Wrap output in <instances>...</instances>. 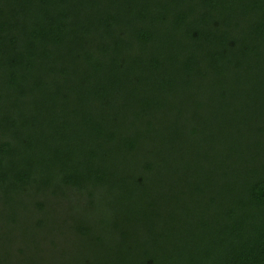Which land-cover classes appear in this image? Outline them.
I'll list each match as a JSON object with an SVG mask.
<instances>
[{
  "label": "trees",
  "instance_id": "obj_1",
  "mask_svg": "<svg viewBox=\"0 0 264 264\" xmlns=\"http://www.w3.org/2000/svg\"><path fill=\"white\" fill-rule=\"evenodd\" d=\"M0 264H264V0H0Z\"/></svg>",
  "mask_w": 264,
  "mask_h": 264
},
{
  "label": "rangeland",
  "instance_id": "obj_2",
  "mask_svg": "<svg viewBox=\"0 0 264 264\" xmlns=\"http://www.w3.org/2000/svg\"><path fill=\"white\" fill-rule=\"evenodd\" d=\"M62 206V205H61ZM81 206H82V204H81V202H77L76 203V201L74 202V204H69V205H63V207H59L58 209H59V211H61V212H65V210H68L69 212H72V211H74V212H79L80 211V209H81ZM66 207L68 208V209H66ZM99 210V209H98ZM100 211V210H99ZM67 213V212H66ZM96 213H97V210H96ZM104 215V214H103ZM104 217V216H103ZM99 230V228H97V231ZM95 232V231H94ZM101 232L103 233V235H102V237H106V236H110V234H108V232L106 231H103V229L101 230ZM75 238H77V237H72V236H70L68 239H65V240H63V239H61V238H59L58 240V243H59V245H55L56 247V249L57 250H60L61 248H64L65 249V246H64V244L62 243V242H65L66 244H67V242L70 244V251L71 252H73L74 251V249H73V247H74V244L76 243V239ZM29 247V246H28ZM52 249H54V248H52ZM51 255H47V258L49 259V258H51L50 257Z\"/></svg>",
  "mask_w": 264,
  "mask_h": 264
}]
</instances>
